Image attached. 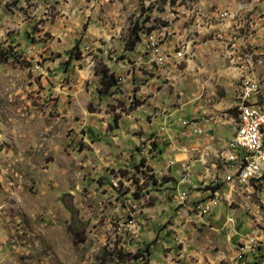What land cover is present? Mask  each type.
Instances as JSON below:
<instances>
[{"label":"rangeland","instance_id":"1","mask_svg":"<svg viewBox=\"0 0 264 264\" xmlns=\"http://www.w3.org/2000/svg\"><path fill=\"white\" fill-rule=\"evenodd\" d=\"M135 23L161 64L151 33L125 51ZM245 106L264 108V0H0V264H264V177L249 192L230 160Z\"/></svg>","mask_w":264,"mask_h":264},{"label":"built area","instance_id":"2","mask_svg":"<svg viewBox=\"0 0 264 264\" xmlns=\"http://www.w3.org/2000/svg\"><path fill=\"white\" fill-rule=\"evenodd\" d=\"M145 46L149 50L150 55L153 58H159L161 64V56H164L165 53L161 48H158V41H161L159 37H156L154 33L152 34H144ZM244 91L240 90L239 94L241 95V99L244 98ZM256 105V104H254ZM264 118V113L257 117H251V126L250 130H243V135L241 141L236 144V150L238 151V156H244V168H237L236 159H230L233 163L234 169L236 173L241 177V184L249 191L252 192V184L248 183V166L249 165H257L258 168H262L264 170V134H256V126L259 123V120ZM258 180V179H257ZM184 182H187L185 178H183ZM225 184L231 189V183L225 180ZM210 192V190H208ZM211 193V192H210ZM215 194V192H214ZM180 195H185L186 199L190 201L192 204H195V199L190 197L188 193H181ZM201 207V213L206 214L209 210L215 206V201L212 198H209L205 203L197 204ZM231 221V219L229 220ZM251 243H254L252 240ZM244 251L238 253V260L243 259Z\"/></svg>","mask_w":264,"mask_h":264},{"label":"trees","instance_id":"3","mask_svg":"<svg viewBox=\"0 0 264 264\" xmlns=\"http://www.w3.org/2000/svg\"><path fill=\"white\" fill-rule=\"evenodd\" d=\"M152 30H154V28L151 26V27H147L145 29V31H142V29L137 26V23H135L129 30L128 38H127V41L125 42V46H124L125 51H133L135 46L138 43H140V41H141L140 36H139L140 32L151 33ZM96 75H98L99 85H100V89L98 91V94L105 95V94L109 93L113 87L116 86V79L114 78V75L112 73H109L106 67L103 66L102 68L96 70ZM257 103L261 104L260 102H257ZM263 180H264V178H263ZM217 189H218V186H215L210 190L212 193H214L217 191ZM70 212H73V211H70ZM73 213H75V211ZM84 240H85V237H84V231L83 230H78L77 233H75L73 236V244L74 245H78L79 243H82ZM117 257L119 259H122V260L132 258L135 261L138 260V258H139L136 255L130 256L129 254H124L121 252L117 253Z\"/></svg>","mask_w":264,"mask_h":264},{"label":"crops","instance_id":"4","mask_svg":"<svg viewBox=\"0 0 264 264\" xmlns=\"http://www.w3.org/2000/svg\"><path fill=\"white\" fill-rule=\"evenodd\" d=\"M244 77H245V75H244ZM232 134H233V132L230 133L229 137H227V138H230ZM189 141H190V145H189L190 146L189 147L190 149H198V148H200L199 149V153H200L201 163H204L205 165H208V162L207 161H210L213 157H216V160L222 162L221 161V154H222V151H223L225 145L223 147H221L220 149H218L216 152H214L215 151V148H213L212 146L208 145V142L210 141V138L208 139L207 137L205 138V136L204 137L201 136L200 139L199 138H194V139L189 140ZM200 143H203V144H200ZM231 159H236L237 160V166L239 167V162H238L239 156L236 155L233 158L231 157ZM192 161H193V159H192ZM205 165H204V167L203 166H199V165H196L195 166V169L197 170V172H200V175H199L200 177H196L195 176V178L194 179H191V181H193V182L196 181V180H199L200 181V178H206V179H208L211 176V174H210L211 171H209L208 166H205ZM211 166L215 168L216 165L215 164H211ZM230 168H232V166H230ZM229 170L230 169H228L227 175L229 173ZM211 178H213V177H211ZM227 178H228V181H229L230 180V176L227 177ZM189 179H190V177H189ZM206 179H205V182L207 181ZM194 187H196L194 185V183H191V184L187 185L186 188H184V187L183 188H184L185 191H187L188 195L190 197L194 198V199H195L196 196H201L202 197L201 192L193 190ZM207 192L208 191H206V192L204 191L202 194L205 196L207 194Z\"/></svg>","mask_w":264,"mask_h":264},{"label":"bare ground","instance_id":"5","mask_svg":"<svg viewBox=\"0 0 264 264\" xmlns=\"http://www.w3.org/2000/svg\"><path fill=\"white\" fill-rule=\"evenodd\" d=\"M163 57V56H161ZM159 59V58H155ZM252 89L249 87L248 90L244 91L245 95H249ZM257 105V104H256ZM264 113V108H256V107H251V106H245L242 110V113L240 114V119H241V128L239 129L238 136L235 139L236 143L241 141L242 135H243V130H250L251 126V117H257L259 115H262ZM256 134H264V118H261L259 120V123L256 126ZM244 157V156H243ZM243 162V160H242ZM236 166H237V160H236ZM238 168V167H237ZM244 168V167H243ZM248 183L250 179L254 176L257 177H263L264 176V170L262 168H258L257 165H249L248 166ZM184 178V176H183ZM241 179V177L239 176ZM187 180V178H185ZM188 181V180H187ZM228 181V180H226ZM230 182V181H229ZM231 183V182H230ZM233 186V184L231 183Z\"/></svg>","mask_w":264,"mask_h":264}]
</instances>
